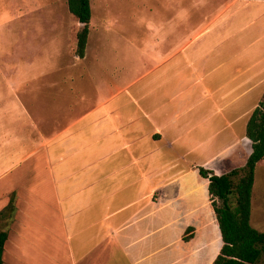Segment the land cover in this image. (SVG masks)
I'll use <instances>...</instances> for the list:
<instances>
[{"label": "crops", "instance_id": "obj_1", "mask_svg": "<svg viewBox=\"0 0 264 264\" xmlns=\"http://www.w3.org/2000/svg\"><path fill=\"white\" fill-rule=\"evenodd\" d=\"M193 1L199 8L208 0ZM218 1L184 43L187 12L147 30L143 48L153 46L151 33L168 37L156 59H140V69L120 82L109 79V94L50 137L43 152L14 150L20 100L0 105V119L17 122L12 133H0V210L16 193L5 264H49L56 240L69 264L104 256L106 264L115 247L132 264H166L177 252L191 262L207 220L219 236L217 256L222 238L198 170L244 165L252 152L247 123L264 94V0ZM188 227L195 233L185 241ZM150 255L154 261L145 263Z\"/></svg>", "mask_w": 264, "mask_h": 264}, {"label": "rangeland", "instance_id": "obj_2", "mask_svg": "<svg viewBox=\"0 0 264 264\" xmlns=\"http://www.w3.org/2000/svg\"><path fill=\"white\" fill-rule=\"evenodd\" d=\"M193 2L91 0L88 44L85 56L80 58L76 49L82 25L69 11L67 0H0V105H11L9 102L19 98L21 109L17 128L20 139L14 150L36 148L43 152L50 137L109 94L112 88L109 81L113 76H119L120 82L121 76L137 71L140 59H156L155 53L162 51L161 43L166 34H149L147 38L152 40L153 46L147 48L142 47L141 38L159 21L172 16L175 19L178 11L187 12L189 20L180 33L182 43L188 40L189 30L198 22L197 18L213 14L219 3L208 0L206 5L197 8ZM171 44L170 51L174 49ZM119 66L126 68L121 75H116ZM16 124L0 119V133L4 128L5 133H12L11 126L16 127ZM260 165L252 196L251 223L264 231V158ZM60 244L59 240L53 242L49 264H69L65 248ZM195 246L200 251L196 255L198 259L185 262L184 256L177 252L166 256L172 260L166 264H206L212 260L219 248V236L212 220L206 221L203 235ZM47 248L50 251L52 244L47 243ZM102 249L106 250L104 246ZM188 251L192 254L190 246L185 247L186 258ZM150 256L145 263L154 261L155 256ZM105 260L106 256L97 264H104ZM28 264H37V259ZM106 264L132 262L115 247ZM256 264H264V251Z\"/></svg>", "mask_w": 264, "mask_h": 264}, {"label": "trees", "instance_id": "obj_3", "mask_svg": "<svg viewBox=\"0 0 264 264\" xmlns=\"http://www.w3.org/2000/svg\"><path fill=\"white\" fill-rule=\"evenodd\" d=\"M67 6L80 23H85L77 34L76 49V54L83 58L90 33L91 0H67ZM246 136L252 141V152L242 167L221 174L205 167L198 170L199 181L208 179L209 202L222 238V246L211 264H256L264 251V231L251 223L256 167L264 158V94L248 120ZM15 212L16 193L13 192L8 204L0 210V264H5L7 226L14 219ZM194 233V227H188L183 239L190 240Z\"/></svg>", "mask_w": 264, "mask_h": 264}, {"label": "water", "instance_id": "obj_4", "mask_svg": "<svg viewBox=\"0 0 264 264\" xmlns=\"http://www.w3.org/2000/svg\"><path fill=\"white\" fill-rule=\"evenodd\" d=\"M80 24L83 26L85 23L81 22Z\"/></svg>", "mask_w": 264, "mask_h": 264}]
</instances>
